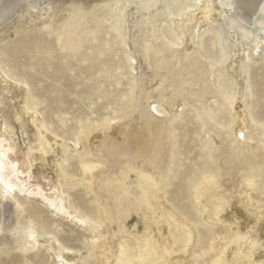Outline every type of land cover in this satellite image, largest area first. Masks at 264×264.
I'll return each mask as SVG.
<instances>
[{"label":"bare ground","instance_id":"6f19581e","mask_svg":"<svg viewBox=\"0 0 264 264\" xmlns=\"http://www.w3.org/2000/svg\"><path fill=\"white\" fill-rule=\"evenodd\" d=\"M159 5L164 6L157 16L159 23L165 19L180 25L177 41L171 42L173 47L186 40L187 51L199 49L193 38L200 29L207 25L217 28L229 52L224 71L236 86L218 80L214 72L217 62L187 58L183 65L169 70L173 95L151 101L147 116L134 112L95 121L90 134L68 143L48 130L28 86L0 68V224L3 201L23 196L39 200L53 214L91 230L94 264H264L256 253L264 222V183L258 180L264 178V125L246 102L247 64L251 59H260L264 50V27L255 25L264 10V0H192L190 9L201 7L197 13L186 10L187 5L175 11L172 0H161ZM111 8L109 0H0V34L28 26L56 9L58 20H69L55 22L53 27L61 35L67 30L66 45L79 50L82 34H95ZM134 18L135 12L130 11L128 34ZM242 29L251 30V38L241 35ZM152 37L146 52L152 56L150 66L155 67L161 50L157 49L158 39L154 34ZM131 44L128 41L126 45L132 48ZM131 59L137 61L134 52ZM188 69L190 78L186 80ZM195 69L198 76L192 72ZM187 102L203 112L209 103L221 104L230 123L224 127L206 114L211 122L208 127L212 126L207 140L215 144V149H206L209 161L197 171L182 172L184 175L169 193L163 182L168 150L182 115L180 110ZM224 128L231 140L227 149L219 146ZM232 153L250 160L230 164L228 156ZM130 154H134L135 161ZM71 161L80 177L70 173ZM131 164L145 190L144 197L128 183ZM65 187L82 188L94 196L95 219L72 205ZM129 196L140 204L129 206ZM185 200L186 206L178 205ZM241 214L254 218L256 223H242ZM131 215L141 217L143 232L128 225ZM194 218L209 232L202 245ZM152 221L159 227V235ZM247 226L255 235L246 233ZM29 235L31 246H38L36 232L30 231ZM45 246L58 264H76L79 252L64 247L55 237L48 235Z\"/></svg>","mask_w":264,"mask_h":264},{"label":"rangeland","instance_id":"374dc122","mask_svg":"<svg viewBox=\"0 0 264 264\" xmlns=\"http://www.w3.org/2000/svg\"><path fill=\"white\" fill-rule=\"evenodd\" d=\"M109 2L112 6L109 17L102 19L95 34H82L79 50L66 45L67 30H63L64 35H61L53 27L55 22L69 20L67 17L58 20L56 9L49 10L28 26L13 27L8 29L5 35L0 34V68L10 78L28 86L35 107L48 130L53 134L68 143L75 142L78 137L93 131L95 121L134 112L142 117L147 116L151 110V101L158 100L160 96L173 95L169 70L180 67L187 58L199 57L217 62L214 72L218 80L232 88L236 86L232 77L224 71V66L228 64L229 52L224 48L216 27L203 26L193 38L199 49L187 51L186 40L175 44L174 47L171 44L177 41L181 31L180 25L169 24L165 19L159 23L158 13L164 9V6L159 5L161 0H109ZM172 2L175 11L180 12L179 9L189 6L192 0H172ZM188 9L197 13L201 7L190 9L189 6L186 10ZM130 11L135 12V18L132 31L128 34L126 22ZM181 14L178 20L182 18ZM255 25L264 27V10L255 19ZM153 34L158 39L157 49L161 50V54L157 56L160 62L155 67L150 66L149 60L152 56L146 52ZM240 34L245 38L252 36L251 30L242 29ZM128 41H131L133 49L126 45ZM132 52L135 53L137 61L131 59ZM134 67L138 69L135 71ZM192 72L198 76V69ZM184 74L185 79L188 80L189 69ZM247 78L249 88L246 102L252 113L264 125V50L260 59H251L248 62ZM204 111L195 108L191 102H187V105L180 110L182 115L172 135L163 181L169 193L174 190V183L178 178L184 175L181 174L182 172L189 169L197 171L204 161H209L208 151L215 149V144L207 140L209 129H212V126L208 127L211 125L208 116H212L219 123L222 122V125L225 124L224 127H227L228 122L230 123L227 110L221 104L209 103ZM221 134L224 140L220 141L219 146L227 149L231 144L227 130L224 128ZM206 143H209L208 146L205 145ZM208 148L209 150H206ZM57 152L62 154L60 149ZM130 157L133 158L132 161L136 160L134 154H130ZM228 157L230 164L240 159L243 162L250 160L248 156L237 158L233 153ZM70 164V173L80 177L75 162L71 161ZM128 174V183H131L135 187L134 190L144 197L145 190L132 164ZM258 180L260 184L264 183V178ZM64 189L75 208L91 218H96L92 194L82 188L65 187ZM127 202L131 207H134L135 202L140 204L134 196H129ZM183 204L186 206L188 200L178 205L183 206ZM187 212L189 213V210ZM193 220L199 227L202 245L208 238L209 232L201 226L198 219ZM239 220L247 224L256 223L254 218L242 214ZM128 225L143 232V220L138 215H131ZM158 228L154 223V232L157 235H159ZM245 230L247 234L255 235L249 226ZM260 230L258 239L261 243L256 253H258L257 259L264 260V251H262L264 222ZM30 231L36 232L38 246H31ZM48 235L58 239L64 247L79 252L76 264H94L90 243L94 233L91 230L83 229L53 214L46 205L36 199H26L21 196L8 197L3 201L0 264H58L54 260V253L45 246Z\"/></svg>","mask_w":264,"mask_h":264},{"label":"snow or ice","instance_id":"6c2138e0","mask_svg":"<svg viewBox=\"0 0 264 264\" xmlns=\"http://www.w3.org/2000/svg\"><path fill=\"white\" fill-rule=\"evenodd\" d=\"M0 183H3V181H2V180H0Z\"/></svg>","mask_w":264,"mask_h":264}]
</instances>
